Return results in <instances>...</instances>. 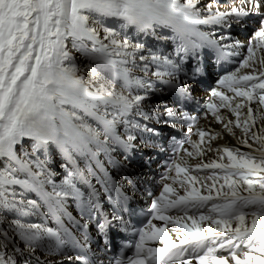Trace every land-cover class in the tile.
I'll list each match as a JSON object with an SVG mask.
<instances>
[{
	"label": "snow or ice",
	"instance_id": "snow-or-ice-1",
	"mask_svg": "<svg viewBox=\"0 0 264 264\" xmlns=\"http://www.w3.org/2000/svg\"><path fill=\"white\" fill-rule=\"evenodd\" d=\"M0 264H264V0H0Z\"/></svg>",
	"mask_w": 264,
	"mask_h": 264
},
{
	"label": "bare ground",
	"instance_id": "bare-ground-1",
	"mask_svg": "<svg viewBox=\"0 0 264 264\" xmlns=\"http://www.w3.org/2000/svg\"><path fill=\"white\" fill-rule=\"evenodd\" d=\"M201 117H202L201 120H200L201 126L202 127L208 126V125H206V122L203 119V114L201 115ZM210 127L212 129L216 130V131H220L221 128H222V126L219 123H212L210 125ZM237 135H239V132H237ZM192 139H197V137L194 135V137H192ZM214 143H215V145L223 146V145H226V144H233L234 145L236 143V141L232 140L230 137L225 136L223 139H219V140L215 141ZM205 159H207V157H205ZM195 162H198V161H195ZM58 164H59V160H57V169L59 170ZM69 211L72 212V214L74 216H77V212H76L74 206H70L69 207ZM77 218L79 219L78 216H77ZM66 223H67V221H66ZM48 225L51 226V227H55L54 224H52V221H50V220L48 221ZM69 227H71V225H69Z\"/></svg>",
	"mask_w": 264,
	"mask_h": 264
},
{
	"label": "clouds",
	"instance_id": "clouds-1",
	"mask_svg": "<svg viewBox=\"0 0 264 264\" xmlns=\"http://www.w3.org/2000/svg\"><path fill=\"white\" fill-rule=\"evenodd\" d=\"M176 24L177 30L185 39L188 37V28L186 25L183 24V22L176 20L173 21Z\"/></svg>",
	"mask_w": 264,
	"mask_h": 264
},
{
	"label": "rangeland",
	"instance_id": "rangeland-1",
	"mask_svg": "<svg viewBox=\"0 0 264 264\" xmlns=\"http://www.w3.org/2000/svg\"><path fill=\"white\" fill-rule=\"evenodd\" d=\"M58 170V169H57Z\"/></svg>",
	"mask_w": 264,
	"mask_h": 264
}]
</instances>
